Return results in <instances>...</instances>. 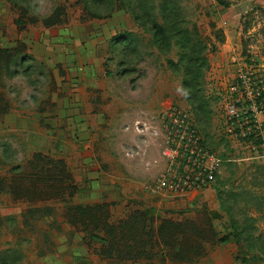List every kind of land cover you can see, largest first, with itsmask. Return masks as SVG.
<instances>
[{
  "label": "rangeland",
  "instance_id": "1",
  "mask_svg": "<svg viewBox=\"0 0 264 264\" xmlns=\"http://www.w3.org/2000/svg\"><path fill=\"white\" fill-rule=\"evenodd\" d=\"M181 28L206 61L197 76L179 62L192 51ZM253 55L264 0H0V264H264V160L221 133ZM167 102L193 112L221 159L184 197L144 189L164 165ZM132 122L158 131L159 151L128 154Z\"/></svg>",
  "mask_w": 264,
  "mask_h": 264
},
{
  "label": "built area",
  "instance_id": "2",
  "mask_svg": "<svg viewBox=\"0 0 264 264\" xmlns=\"http://www.w3.org/2000/svg\"><path fill=\"white\" fill-rule=\"evenodd\" d=\"M223 105L221 133L264 160V67L239 64ZM159 119L164 165L144 189L175 198L210 187L220 172L221 159L205 142L193 114L171 104L160 111Z\"/></svg>",
  "mask_w": 264,
  "mask_h": 264
},
{
  "label": "trees",
  "instance_id": "3",
  "mask_svg": "<svg viewBox=\"0 0 264 264\" xmlns=\"http://www.w3.org/2000/svg\"><path fill=\"white\" fill-rule=\"evenodd\" d=\"M175 21H173V23H174ZM170 32V31H169ZM195 34H197V32L196 31H193ZM171 33H174L175 35H177V36H182V37H184V39L186 40L185 41V43L186 44H188L190 47H191V49H192V51L191 52H189V55H190V58H189V55H188V57L187 56H180V59H179V62L180 63H182V64H184V65H186V66H188V65H196L197 66V68H196V70H193L192 72L191 71H188V73L187 74H196V76L197 75H199L200 74V70L203 68V66L204 65H206V61H205V59L203 58V57H199V55H197L195 52H197L196 50H194L193 49V40L195 39V37H192V33L191 32H189L188 30H186V29H184V28H181L180 30H176V29H174V31L173 32H171ZM162 38H164V35L162 34V33H160V30H156V31H154L153 32V43L155 44V45H157L159 48H162V46H166L167 44H164V41H162ZM132 40V38L131 37H129V36H124L123 38L121 37L120 39H119V41H122L123 43H130V41ZM198 43V42H197ZM183 49V48H182ZM189 58V59H188ZM251 63H256V61H254V60H251ZM188 70H190V69H188ZM198 70V71H197ZM184 83H185V80L183 81ZM183 83V84H184ZM192 114H193V112H192ZM193 116H194V118H195V120H196V122H197V124L199 125V123H198V121H197V119H196V117H195V115L193 114ZM202 130V129H201ZM203 131V130H202ZM204 135V134H203ZM206 137V134L204 135V138ZM205 142H207L208 143V141H207V139L205 138ZM217 176V175H216ZM216 178V177H215ZM71 209H76L77 211H78V213H86V212H88L89 210H91V207H89V206H76V207H71ZM92 218V217H91ZM90 218V219H91ZM87 227V226H86ZM85 228V227H84ZM94 238H98L100 241L101 240H103L104 241V238L103 237H101L99 234H97V233H95V235H92ZM100 236V237H99Z\"/></svg>",
  "mask_w": 264,
  "mask_h": 264
},
{
  "label": "crops",
  "instance_id": "4",
  "mask_svg": "<svg viewBox=\"0 0 264 264\" xmlns=\"http://www.w3.org/2000/svg\"><path fill=\"white\" fill-rule=\"evenodd\" d=\"M252 60L256 61L255 64H257L258 66H261V68L264 67V58L261 55H259V56L258 55H253ZM259 60L261 61V63H259ZM171 104H173V103L172 102L171 103L167 102V103L162 104L163 105L162 107L164 108L165 106H168V105H171ZM136 122H134V123L132 122V125H130V124L125 125L124 129L122 130L123 136L131 139L130 142L125 143V146L130 147V149L133 148V149H131L128 152V154L132 155V154L135 153V150L137 149L135 144H137V147H139V146L141 147V146H144V145L148 146L150 143H151V145L157 144L158 146H156V147H157V149L159 151V149H160V141H158L159 140L158 138L154 137V135L157 136L156 133H158V131H155V132L151 131V133H149L148 131H146L147 129L146 130L142 129V128L139 127L140 126L139 125L138 127L140 129L138 128V131L136 132L135 130L132 129L136 124L138 125V123H136ZM92 123H91V125H92ZM160 132H161V130H160ZM136 139H139L140 142L136 143ZM125 150L127 151V149H125Z\"/></svg>",
  "mask_w": 264,
  "mask_h": 264
},
{
  "label": "water",
  "instance_id": "5",
  "mask_svg": "<svg viewBox=\"0 0 264 264\" xmlns=\"http://www.w3.org/2000/svg\"><path fill=\"white\" fill-rule=\"evenodd\" d=\"M259 63H261V61L259 60Z\"/></svg>",
  "mask_w": 264,
  "mask_h": 264
}]
</instances>
